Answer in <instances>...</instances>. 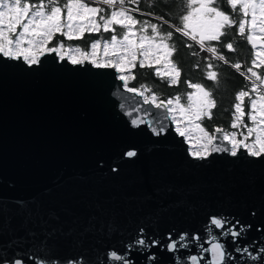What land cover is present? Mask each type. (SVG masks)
Segmentation results:
<instances>
[{
    "label": "water",
    "instance_id": "obj_1",
    "mask_svg": "<svg viewBox=\"0 0 264 264\" xmlns=\"http://www.w3.org/2000/svg\"><path fill=\"white\" fill-rule=\"evenodd\" d=\"M118 75L55 53L32 66L0 56V264H210L208 229L227 264H264V156L193 157L165 109Z\"/></svg>",
    "mask_w": 264,
    "mask_h": 264
},
{
    "label": "snow or ice",
    "instance_id": "obj_2",
    "mask_svg": "<svg viewBox=\"0 0 264 264\" xmlns=\"http://www.w3.org/2000/svg\"><path fill=\"white\" fill-rule=\"evenodd\" d=\"M140 3L141 0H38L36 3L31 0H0V56L14 61L23 60L32 66L41 63V58L46 54L55 53L59 59L66 58L73 65L88 62L96 68L115 69L127 92L143 97L145 104L165 109L164 119H170L176 125V133L189 142V151L193 157L204 159L213 152L222 151L236 156L241 148L250 156H264V0H226L230 12L223 10L222 0H183L186 11L179 16L180 26L172 25L176 33L187 37L201 51L210 54L206 58L209 61L206 65L207 79L217 83L220 74L214 70L216 65L211 61L229 63L222 54V48L230 52L236 51V48L233 42L223 43V38L234 26L238 36L246 39L253 49L252 66L247 67L246 72H241V75L251 81V89L241 90L236 94L237 103L234 105L235 112L231 122L233 129L243 127L246 133L227 132L217 127L211 134L202 126V121L205 118L212 119L216 100L213 92L204 85L188 83L193 91L187 93L186 104L181 103L180 95L165 102L145 85L140 88L129 87V81L136 79L133 69L137 65L140 68H152L154 64H162L163 70L157 67L156 75L167 78L171 85L178 84L181 78V69L173 60L177 52L176 44L173 43V31H162L161 23L138 20L134 13L140 9L127 5ZM150 4L152 7L156 6L154 0H150ZM151 14L150 12L149 15ZM158 19L163 24L168 23L163 16ZM101 32L111 33L110 39L102 36L101 39L92 41L90 50L79 45L65 44V41L83 40L86 33ZM187 47L192 48L193 45L188 44ZM192 54L197 55L195 52ZM231 67L240 71L241 64L235 62ZM146 92L151 94L145 95ZM246 97L249 102L247 112ZM245 116L251 122L250 125L245 124ZM144 122L140 118L132 120L133 125ZM164 130L163 123L158 129L153 128L157 134ZM217 133L221 135L217 136ZM238 135L243 138L238 139ZM217 140L221 143H217ZM223 141H227L230 148L224 146ZM125 155L135 157L137 152L129 150ZM228 223L226 218L211 219V225L218 229L225 228ZM243 231V227L239 231L233 227L227 228L233 239L241 236ZM208 235L211 247L201 251L211 253L210 264H227L231 257L224 244L217 242V236L211 229H208ZM183 240L184 236H181L180 241ZM136 242L140 245L147 243L145 239ZM152 243L158 241L153 240ZM180 247L187 245L181 243ZM167 248L176 249L177 242L168 243ZM237 250L248 251L247 248ZM111 255L115 260L122 259L115 252ZM251 259L256 260L257 257L252 256ZM190 260L192 264H197L198 256L193 255ZM15 264H21V261L16 260Z\"/></svg>",
    "mask_w": 264,
    "mask_h": 264
},
{
    "label": "trees",
    "instance_id": "obj_3",
    "mask_svg": "<svg viewBox=\"0 0 264 264\" xmlns=\"http://www.w3.org/2000/svg\"><path fill=\"white\" fill-rule=\"evenodd\" d=\"M36 3L38 0H31ZM155 7H152L150 0H143L140 4L141 13H134L138 20H148L152 23H161L162 31H173V43L176 44L177 52L173 56V60L177 63L181 69L180 82L175 85H171L167 78H161L156 75V68L160 67L163 70V65H153L152 68H140L139 65L133 69V73L136 79L129 81V87L140 88L141 85H145L152 92H154L160 100L167 101L180 95L182 97L181 103H187V93L192 92L193 89L188 87V83H200L207 89L213 92V98L216 100V107L212 109V119L205 118L202 121V126L211 134L214 133L215 128L220 127L227 132H245L246 129L241 127L239 129H233L231 122L233 119V113L235 112L234 105L237 103L235 96L241 91H249L251 89V81L241 75V72H246L247 67H251V61L253 59V49L246 39L241 38L236 33L235 26L229 31L228 35L223 38V43L233 42L236 51H229L226 48H222V54L225 55L229 61L228 64H224L221 61L212 60L211 62L216 65L215 71L220 74L219 83L207 79V63L206 58L210 56L209 53L201 51L199 46L193 41L188 40L187 37L182 36L180 33H176L172 25L180 26L179 16L183 15L186 11L183 0H154ZM223 10L229 11L230 8L226 4V0H222ZM106 7V6H104ZM152 13L149 15V13ZM163 16L164 20H167V24H163L158 18ZM118 27V26H117ZM119 32V29H118ZM111 33H86L83 40L65 41L66 45H79L85 50L90 49L91 42L97 39L104 38L110 39ZM234 38V39H233ZM216 44L217 42H212ZM192 44V48H188L187 45ZM220 46V45H218ZM197 53L193 55L192 53ZM235 62L241 64L240 71L232 68L231 65ZM261 71V69H257ZM151 92H146L145 95H150ZM255 95V94H252ZM249 110L248 98H245V111ZM245 124L250 125V121L247 116L244 118ZM242 139L243 137L237 136ZM251 139V138H250Z\"/></svg>",
    "mask_w": 264,
    "mask_h": 264
},
{
    "label": "flooded vegetation",
    "instance_id": "obj_4",
    "mask_svg": "<svg viewBox=\"0 0 264 264\" xmlns=\"http://www.w3.org/2000/svg\"><path fill=\"white\" fill-rule=\"evenodd\" d=\"M143 0H141V2H142ZM141 4V3H140ZM140 4H128L127 6L128 7H130V8H136V7H138L139 9H140ZM93 6H95V5H93ZM142 12V10H140V11H138V12H136V13H141Z\"/></svg>",
    "mask_w": 264,
    "mask_h": 264
},
{
    "label": "built area",
    "instance_id": "obj_5",
    "mask_svg": "<svg viewBox=\"0 0 264 264\" xmlns=\"http://www.w3.org/2000/svg\"><path fill=\"white\" fill-rule=\"evenodd\" d=\"M174 127H176V125L174 124ZM187 142V144H188V150H189V148H190V144H189V142L188 141H186ZM194 142V141H193ZM190 152V151H189Z\"/></svg>",
    "mask_w": 264,
    "mask_h": 264
},
{
    "label": "rangeland",
    "instance_id": "obj_6",
    "mask_svg": "<svg viewBox=\"0 0 264 264\" xmlns=\"http://www.w3.org/2000/svg\"><path fill=\"white\" fill-rule=\"evenodd\" d=\"M90 50V49H89ZM100 54H102V49H101V52H100ZM240 139V138H239Z\"/></svg>",
    "mask_w": 264,
    "mask_h": 264
}]
</instances>
